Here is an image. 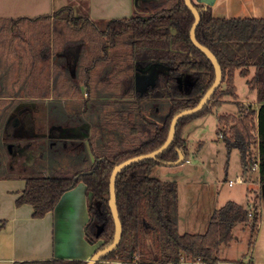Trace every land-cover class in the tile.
<instances>
[{
	"label": "trees",
	"instance_id": "1",
	"mask_svg": "<svg viewBox=\"0 0 264 264\" xmlns=\"http://www.w3.org/2000/svg\"><path fill=\"white\" fill-rule=\"evenodd\" d=\"M195 7L201 16L197 40L217 57L223 71L222 84L200 113L180 121L173 144L166 152L155 160L135 164L120 173L116 195L123 238L118 249L101 261L221 264L217 256L220 248L233 239L235 225L249 222L250 217L257 224L256 214L252 212V216H249L251 211L235 202H228L213 213L204 234L181 235L177 221V184L153 176L158 166L178 160V149L188 159L187 143L182 137L184 128L194 118L221 107L225 97L238 99L235 78L237 74L249 78L250 67H254L255 74L247 84L257 92L258 109L247 111L240 106V115L232 118L234 123L226 131L222 129V124L226 125L229 118L221 116L218 122L220 136L225 140L228 152L238 150L244 167L249 165L252 146L258 145L260 183L264 184V19L216 18L212 14V7L205 4H195ZM65 12L69 14L60 19L61 26H54L55 54H65L72 46L86 43V35L89 34L91 60L79 78L68 75L66 69L55 62L51 74L47 69L43 81L29 83L41 93V97L58 99L76 97L84 86L86 101L104 100L102 106L108 111L101 120L107 127L121 131L122 135L110 139L106 144H100L97 136L93 135L90 149L94 160L87 167L81 165L87 161L83 143L80 147L85 152L81 154L78 151L73 164L66 168L54 167V158L50 155H53V149L58 144L55 142L58 141H50L46 155H40L49 169H27L28 174L24 178L26 188L18 198L17 205H33V217L42 218L55 209L63 194L83 182L87 188L89 210L85 238L91 244L103 240L102 250L113 243L115 236V222L109 205L110 177L114 167L159 149L168 138L172 119L180 112L196 107L213 85L215 69L191 41L190 32L195 17L184 0H162L150 8L149 15L140 16L137 13L130 19L113 20L104 30L88 19L75 17L70 9L56 13L55 20ZM24 22L0 21V24L16 26ZM110 49L121 54L110 57ZM152 64L166 65L167 69L158 73L153 83L145 89L136 88L137 75ZM42 72L39 70L41 77ZM101 74L102 78H99ZM164 104L166 113H162ZM61 142H64L60 146L63 151L69 148L66 140ZM58 153L61 155V151ZM150 247L154 249L156 258H152ZM16 264L87 262L48 260Z\"/></svg>",
	"mask_w": 264,
	"mask_h": 264
},
{
	"label": "crops",
	"instance_id": "2",
	"mask_svg": "<svg viewBox=\"0 0 264 264\" xmlns=\"http://www.w3.org/2000/svg\"><path fill=\"white\" fill-rule=\"evenodd\" d=\"M145 1L146 0H143L138 4L137 0H0V21L19 22L25 20L24 23L30 22V24H37L41 21H46L44 19H49L48 22L51 24L54 22L56 13L70 8L75 17L88 19L96 25H107L113 20L133 18L139 13V8L142 11L149 12L150 8L140 7ZM153 2H156V0ZM157 2L160 1L158 0ZM194 3L198 4L197 0ZM232 5L235 14H239V11H243L246 13L245 15H249L253 10H259L261 16L255 18L264 19V0H233ZM213 8L214 6H212V14ZM245 17L248 18L247 16ZM16 48H18V50L16 49L14 54L21 51L23 55L25 47L17 46ZM37 48H39V56L26 57V60H28L26 62H21V60L15 62V59L13 58L9 61V59H6V56L0 54V69H53L55 52L51 49V45ZM31 49V46L28 45V54L31 53ZM19 57L20 56H18V58ZM68 58L69 57L66 59L68 65H78L81 55H77L75 59ZM253 70L254 71H251L250 69L251 76L245 78L247 81L255 74V69ZM238 77L242 76L237 74L235 78V86L239 101L240 96L238 94L237 86ZM247 88L250 89L248 84ZM6 100H8V98L0 97V101L5 102ZM55 100L56 98L52 96H40L36 98V101L42 102L44 105L46 103L47 106L54 104ZM246 100L257 102V92L254 90L252 95L246 96ZM227 103H230V101L224 98L223 105ZM47 111L50 113V110ZM12 117H14L13 114ZM15 117V120L13 119V124L17 125L18 123L19 125V122H17L16 119L20 120V118ZM49 117L50 115L48 114V117H45L46 119H43L42 122L47 121ZM23 121L18 128L20 131L17 133L15 132V129L11 128V121L8 120L5 121L0 130V145L2 144L6 151L15 155V158H18V155L21 153L23 155V148L25 145L24 140H27L29 137V133H27V130L25 129L27 123ZM190 125L191 123L182 133V137L187 143L189 155L191 143L189 142V137L186 135V132L190 128ZM86 127L87 125L83 124L80 127H76L75 131L72 130V128H66L62 132V130L59 128L56 129L54 126L50 132H54L55 135L49 133L46 134L45 137L48 141H54L56 140V131H58L62 134L60 135L58 133V137L67 141L68 138H73V136L77 137V134L80 133L79 130H82V132L86 134ZM36 136L37 132L35 130L33 137ZM10 138L15 139L16 143L8 142ZM60 138L58 140H60ZM1 153L0 171L7 168L13 170L17 165H20V163L14 165L13 162L8 163L2 160ZM186 163L192 164L189 156L185 163L178 166L183 167ZM201 166H203V164H201ZM201 166H195L194 168L191 167L192 171L188 174L186 181L182 180V182H180V180L176 178L173 180L178 187L177 221L178 231L181 235L204 234L207 231L211 217L216 210H219L228 202H235L239 205L242 203V198L240 199L241 196L238 197L235 194L225 193L222 195L219 193L217 199L213 200H206L203 196H200V194H198V189L204 186L202 184L203 180L199 176V168ZM169 167L174 166H158L155 168L153 176L161 181L172 182L169 180V173L165 171L166 168ZM244 168L242 176L245 178L246 182L248 180L249 183L251 182V187L253 186V189H248L249 198L255 201V203L250 206V209L247 210L253 212L254 215L256 214L258 221L257 224H255L251 219V223L249 221L240 224L241 227L239 230L241 235L233 234L234 236L230 243L223 245L220 248L217 257L221 264H264V184L260 183L259 171L252 173L249 172V168ZM226 169L228 170V168ZM24 178V174L0 175V264H16L18 262L48 260H75L88 262L92 256L99 251V243L91 244L85 238V226L89 221L86 185L83 182H80L75 188L63 194L53 211L48 212L42 218H35L33 217V205H17L18 198L23 195L26 188V180ZM254 207H256V209H253ZM243 225L244 227H242ZM251 228L253 236L248 243V247H246L245 241L248 239H245L244 234L249 232L248 230ZM99 264L136 263L100 261Z\"/></svg>",
	"mask_w": 264,
	"mask_h": 264
},
{
	"label": "rangeland",
	"instance_id": "3",
	"mask_svg": "<svg viewBox=\"0 0 264 264\" xmlns=\"http://www.w3.org/2000/svg\"><path fill=\"white\" fill-rule=\"evenodd\" d=\"M142 1L143 0H137V3L140 4ZM153 1L155 0H146L145 3H142L140 5V7L152 8L154 6L153 3H155L156 5L158 3V0H156V2ZM193 1L196 2V0ZM232 3L233 0H217V3L213 8L214 17L230 19L246 18L245 16H247L248 18L261 16L259 10H253L249 13V15H245L246 13H244L243 11H239V14H235ZM71 13H73L72 10ZM139 13L138 15L140 16L150 14V12L142 11L140 8ZM68 14L69 13L66 12L63 13L60 17L56 18L57 20L54 19L55 22L51 24L48 21H41L37 24L22 23L16 26L9 24H0V31L4 30L3 33H0V54H2V56H6V59H9V61L13 58L15 59V62L17 60L26 62L28 61L26 60V57H34V55H36V57L39 56V48L37 47H47L48 45H51V49H53L54 26H61L60 19L67 17ZM96 26L104 30L106 29L107 25L101 24ZM90 31H93V28H90ZM86 37V43L84 42L80 45L72 46V48L69 49L70 52L68 54H54V61L58 64H61L66 69L68 75L74 77L77 76L76 78H79V74L84 70L83 68H85V66H87V64L91 60L90 57L92 52L89 46V44L91 45L89 34L86 35ZM28 45H30L32 48L30 54L27 53ZM17 46L25 47L23 50V55L21 51L14 54L16 49L18 50V48H16ZM109 53L110 57H115L117 54H121L120 52H115L114 49H110ZM70 54L81 55L78 65H68L66 59ZM18 56L20 57L18 58ZM109 69H111L110 66ZM166 69V65L152 64L146 71L139 73L137 75V83L138 86H140L139 89H145L149 84H152L157 74L160 72H164ZM250 69L251 71H254V67H250ZM36 70L37 71H33V69H0V97L8 98V100H6L5 102L0 101V130L3 127L5 121L8 120L11 121V128L15 129V132L17 133L20 131L18 128L24 120L23 122L27 123V127L25 128L27 130L26 132L29 133L28 139L24 140L25 145L23 148V155L22 153L19 154L18 158H15V155H13L12 153L10 154V152L6 151L5 147L2 144L0 145V153L2 151V160L8 163L13 162L14 165L17 163H20L21 165H17L13 170H9L8 168L5 170H1L0 175H26L28 174L27 169H29L30 167H35V169L37 170H42L43 168L49 169V167L45 164V159H42L40 155H43V153L46 155V150L51 140L48 141L45 135L49 133L55 135L54 132H50L52 127H54L55 125L59 126L56 127V129L59 128L60 130H62V132L66 128H72V130L75 131L76 127H80L83 124L87 125V127L85 128L86 134L82 132V130H79L80 133L77 134L78 138L76 136H73V138L67 139L66 143L68 144V146L67 144L66 146L69 148H65L64 151L63 147H60L64 143L61 142L63 138H56V141L58 142L55 143L58 144L55 145V148L53 149V155H50L54 158V167L56 168H66L69 167V165L73 164L75 159H77L78 157V151L81 154L85 152V150H83L84 148L80 147L82 143L85 144L86 147L85 155L87 156V161L83 162L81 165L83 167H87L94 160L90 149V140L93 135L97 136L98 142L100 144H106V142H108L110 139L119 138L120 135H122L121 131H118L115 128L107 127L101 120L102 116L108 111V109H105L102 106L104 100L98 99L93 101H86V88L84 86L82 87V92L78 96L69 98L63 97L59 99L56 98L54 104H52L53 106H47L46 103L44 105L42 104V102L36 101V98L40 97L41 93L38 90H34L33 85L31 84V82L29 83V81H33L36 83L38 81H43L42 78H46L47 76V69ZM39 70H43V77H41ZM48 72L51 74L52 69H49ZM98 76L99 78H102V74ZM98 76L96 77L98 78ZM246 81L247 80L244 77H238L237 79L238 94L240 96L239 101L238 99H234L230 96L225 97L230 101V103H227L222 107L214 108L211 113L198 118H194L190 122L191 125L189 126L190 128L187 130L186 135H188L189 142L191 143L189 159L191 160L192 164L186 163L183 167H169L166 168L165 171L169 173V180L173 181L176 178L180 180V182H182V180L186 181V179L188 178V174L190 173V171H192L191 167L194 168L195 166H201V164H203V166L199 168V176L202 178V184L204 185L203 187L198 189V194H200V196H203L206 200H213L217 199L219 193L222 195L225 193L235 194L238 197L241 196V206L246 209H250V206L255 203L254 200L249 198L248 193L249 190L253 189V186L251 187L250 185L251 182L249 183L248 180L244 184L234 185L231 187L228 183H226L230 180L237 179L238 176H242L245 168L242 164V156L238 150L235 149L234 151H232V153L228 152L226 142L220 136L221 127H219L218 124V120L221 116L229 118L226 125L222 124V129L226 131L230 129L234 123V119L232 118H234V116L238 117L240 115V106H242V110L247 109V111H251V109H258L259 104L257 102L246 100V96L253 94V90L247 88ZM225 87L226 84L223 85V88ZM86 102L88 104L87 106ZM165 105L166 104L163 105L164 109L162 110V113H166ZM47 110H50V113ZM12 114L14 115V117L17 116L15 118H20L21 121L19 119H16L17 122H19V125L18 123L17 125L13 124L15 119L14 117H12ZM48 114L50 115V117L47 119V121L42 122L43 119H46L48 117ZM35 130L37 132V136L33 137V135L35 134ZM56 133L62 135L61 132L56 131ZM59 138L60 140H58ZM8 142L16 143V140L10 138ZM71 144H73L72 146H75L71 148ZM77 145L79 147L76 150L75 147ZM60 151L61 155L58 153ZM258 158V145L254 144L249 152L250 162L247 167L249 168V172H258L250 169ZM226 168H228V170ZM253 209H256V207H254ZM250 219L252 218L250 217ZM249 221L250 223L252 222L251 220ZM244 225L242 227H244ZM240 227V224L235 225V227L233 228V234L241 235V232L239 230ZM248 231L249 232H246L244 234L245 239H248L247 241H245L246 247H248V243L253 236L252 228ZM98 243V250H100V248L104 244V241L100 240ZM150 248L151 252L153 253L152 258H156L154 249L152 247Z\"/></svg>",
	"mask_w": 264,
	"mask_h": 264
},
{
	"label": "water",
	"instance_id": "4",
	"mask_svg": "<svg viewBox=\"0 0 264 264\" xmlns=\"http://www.w3.org/2000/svg\"><path fill=\"white\" fill-rule=\"evenodd\" d=\"M184 1H185V5L187 6V8L193 13V15L195 17V21H194V24H193L191 32H190L191 41L194 44V46L198 50H200L209 59V61L212 63V65L215 69V76H216L215 81H214L213 85L210 87V89L205 93V95L203 96V98L201 99V101L199 102V104L196 107L182 111L172 119L168 138L165 141V143L159 149H157L151 153L145 154V155L133 157V158L128 159V160H126V161H124V162H122V163H120L114 167L113 172H112L111 177H110V200H109V205H110L111 212H112L114 222H115L114 241L110 246H108L102 250L97 251L92 256V258L87 262V264L99 263L102 258L108 256L110 253H112L116 249H118V247L120 246V244L122 242L123 226H122V222H121L120 215H119V210H118V205H117V195H116V182H117V178L120 175V173L122 171H124L125 169H127V168H129L135 164L145 162V161L155 160L159 156H161L164 152H166L171 147V145L173 144V141H174L175 135H176V130H177V127H178V124L180 123V121L185 119V118H188L192 115L200 113L205 108V106L208 105V103L212 99L213 94L217 91V89L222 84L223 71H222L221 65H220L217 57L215 56V54L210 49L203 46L197 40V37H196L197 28L201 22L200 13H199L198 9L195 7L196 3H194L193 0H184ZM216 1L217 0H197V3L205 4L207 6L212 7L215 5ZM177 152L179 154L178 160H176L174 162H167L166 163L167 166H178V165L185 163L186 158H185L183 152L180 149H178Z\"/></svg>",
	"mask_w": 264,
	"mask_h": 264
},
{
	"label": "built area",
	"instance_id": "5",
	"mask_svg": "<svg viewBox=\"0 0 264 264\" xmlns=\"http://www.w3.org/2000/svg\"><path fill=\"white\" fill-rule=\"evenodd\" d=\"M222 137V136H221ZM189 162V161H188ZM259 167H260V161L259 158L254 162V164L251 166V170L253 171H259ZM245 178L243 176L238 177L235 180H230L227 183L229 184V186H234V185H240V184H244ZM249 216H252V212L249 214Z\"/></svg>",
	"mask_w": 264,
	"mask_h": 264
},
{
	"label": "flooded vegetation",
	"instance_id": "6",
	"mask_svg": "<svg viewBox=\"0 0 264 264\" xmlns=\"http://www.w3.org/2000/svg\"><path fill=\"white\" fill-rule=\"evenodd\" d=\"M70 51L68 50L67 51V53L66 54H68ZM74 56V57H73ZM76 54H74V55H72V54H70V55H68V59H70V58H73V59H75L76 58ZM135 85H136V88H139L140 86H138V83H137V78H136V83H135ZM141 89V88H140Z\"/></svg>",
	"mask_w": 264,
	"mask_h": 264
}]
</instances>
